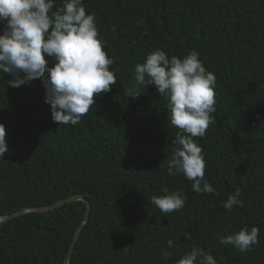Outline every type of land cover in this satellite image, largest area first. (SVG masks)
<instances>
[{
  "label": "trees",
  "instance_id": "16d2710c",
  "mask_svg": "<svg viewBox=\"0 0 264 264\" xmlns=\"http://www.w3.org/2000/svg\"><path fill=\"white\" fill-rule=\"evenodd\" d=\"M56 0L53 11L62 7ZM98 39L113 59L117 83L75 126L51 120L40 79L13 88L0 73V124L8 151L0 161V264H176L193 247L216 264H264V0H83ZM143 20V23H139ZM115 26V31L113 27ZM4 22H0L3 30ZM163 50L169 59L191 50L216 76L214 122L203 138L204 178L217 194L196 193L182 174L170 176L177 128L154 85H135L134 67ZM48 66L54 58L45 56ZM47 73H45V76ZM136 87L140 95L126 93ZM179 191V212L162 213L153 195ZM239 189L242 205L228 211ZM257 227L259 243L241 253L220 238ZM188 234L191 239H185ZM173 241L169 248L167 240ZM164 252L171 253L168 259Z\"/></svg>",
  "mask_w": 264,
  "mask_h": 264
},
{
  "label": "clouds",
  "instance_id": "9594fccd",
  "mask_svg": "<svg viewBox=\"0 0 264 264\" xmlns=\"http://www.w3.org/2000/svg\"><path fill=\"white\" fill-rule=\"evenodd\" d=\"M55 3L56 0H0V22H4L0 30V73L10 77L6 83L13 88L40 79L51 120L58 125L75 126L93 107L94 97L109 92L117 79L110 70L114 61L97 38L96 17L86 12L83 0H63L62 7L53 11ZM45 56L54 58L52 67ZM146 78L167 99L169 122L179 130L167 162L168 174H182L192 182L196 193L217 194L204 178L203 150L193 139L203 138L214 122L211 114L216 111L215 74L205 69L194 49L183 58L170 59L157 49L134 67L135 85H144ZM126 95L135 99L140 92L131 87ZM5 137V126L0 124V161L8 151ZM163 191L165 195L150 198L151 204L165 214L183 209L186 199L181 192ZM239 196L237 189L228 195L223 207L231 211L233 206L242 205ZM258 237L257 227H245L221 237L220 243L244 253L259 243ZM185 239L191 237L185 234ZM166 243L173 247L171 239ZM163 256L168 259L171 253L164 252ZM176 264H216V260L201 248L193 247Z\"/></svg>",
  "mask_w": 264,
  "mask_h": 264
},
{
  "label": "water",
  "instance_id": "95a60500",
  "mask_svg": "<svg viewBox=\"0 0 264 264\" xmlns=\"http://www.w3.org/2000/svg\"><path fill=\"white\" fill-rule=\"evenodd\" d=\"M76 201H81L83 202L84 204H86V207H87V212H86V215H85V220H84V224L88 222L89 220V217H90V212H91V206H90V203L89 201L83 196V195H77V196H74V197H71V198H68V199H65L53 206H50V207H34V208H28V209H24L14 215H11V216H8V217H0V225L6 223L7 221L9 220H12L14 218H17L23 214H26L28 212H42V213H45V212H49V211H54L56 209H59L63 206H65L66 204H69L71 202H76ZM82 231V226L79 227L77 233H76V236L71 244V248L69 250V253L66 257V260H65V263L64 264H70L71 263V259H72V255H73V252H74V249L76 247V244H77V241L79 239V236H80V233Z\"/></svg>",
  "mask_w": 264,
  "mask_h": 264
}]
</instances>
